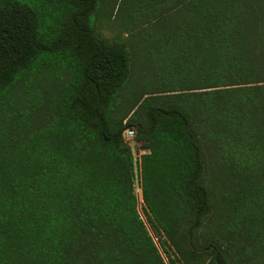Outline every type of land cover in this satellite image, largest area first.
I'll list each match as a JSON object with an SVG mask.
<instances>
[{
	"label": "trees",
	"instance_id": "obj_1",
	"mask_svg": "<svg viewBox=\"0 0 264 264\" xmlns=\"http://www.w3.org/2000/svg\"><path fill=\"white\" fill-rule=\"evenodd\" d=\"M149 1L164 90L130 95L100 0H0V264H264V0Z\"/></svg>",
	"mask_w": 264,
	"mask_h": 264
},
{
	"label": "rangeland",
	"instance_id": "obj_2",
	"mask_svg": "<svg viewBox=\"0 0 264 264\" xmlns=\"http://www.w3.org/2000/svg\"><path fill=\"white\" fill-rule=\"evenodd\" d=\"M160 11L163 14L160 15ZM97 17L100 31L105 37H117L120 41L130 44L134 57V74L127 89L128 94L131 95L137 89L141 93L147 94L163 91L164 89L161 87L158 89L159 87L155 83V79L159 81L160 63L155 55L159 53L161 43L166 40L168 25H173L168 22L167 10L154 11L149 0H100ZM145 56L146 58H144ZM124 139L135 158L136 193L140 194L142 203L139 162L141 154L147 151L143 149L141 142L136 140L135 134L133 136L124 135ZM222 170L220 159L214 157L213 150L209 149L205 184L209 188L214 202L218 201L219 195L223 191L222 178L224 175ZM218 215V211L215 210L210 217L211 221L218 219ZM206 233L207 231L204 234Z\"/></svg>",
	"mask_w": 264,
	"mask_h": 264
},
{
	"label": "water",
	"instance_id": "obj_3",
	"mask_svg": "<svg viewBox=\"0 0 264 264\" xmlns=\"http://www.w3.org/2000/svg\"><path fill=\"white\" fill-rule=\"evenodd\" d=\"M127 128H130V129H132L133 128V126L132 125H128V126H126ZM137 199H138V210H139V212L142 214V212H141V197H140V194L139 193H137ZM142 217L144 218V216H143V214H142ZM145 219V218H144ZM146 221V220H145ZM146 224H147V222H146ZM148 225V224H147ZM148 228H149V226H148ZM150 229V228H149Z\"/></svg>",
	"mask_w": 264,
	"mask_h": 264
},
{
	"label": "built area",
	"instance_id": "obj_4",
	"mask_svg": "<svg viewBox=\"0 0 264 264\" xmlns=\"http://www.w3.org/2000/svg\"><path fill=\"white\" fill-rule=\"evenodd\" d=\"M135 134V130L134 128L130 129V128H125L124 130V135L125 136H133Z\"/></svg>",
	"mask_w": 264,
	"mask_h": 264
}]
</instances>
